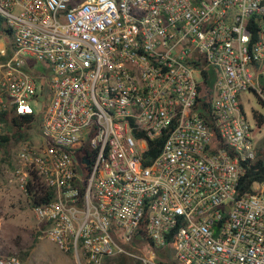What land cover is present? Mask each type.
Segmentation results:
<instances>
[{
    "label": "built area",
    "instance_id": "obj_1",
    "mask_svg": "<svg viewBox=\"0 0 264 264\" xmlns=\"http://www.w3.org/2000/svg\"><path fill=\"white\" fill-rule=\"evenodd\" d=\"M0 18V112L38 117L11 182L39 239L75 264H264V181L239 188L264 0H0ZM0 264L30 263L0 242Z\"/></svg>",
    "mask_w": 264,
    "mask_h": 264
},
{
    "label": "rangeland",
    "instance_id": "obj_2",
    "mask_svg": "<svg viewBox=\"0 0 264 264\" xmlns=\"http://www.w3.org/2000/svg\"><path fill=\"white\" fill-rule=\"evenodd\" d=\"M0 63H3L12 54L11 41L0 32ZM25 70L36 78L46 73L45 67L28 59ZM244 110L248 121L254 125L252 112L257 111L264 116V108L259 103L257 96L250 93H244ZM34 109H37L34 107ZM28 137L18 141L12 140L7 154L0 151V242L3 249L9 253H16L20 258L21 254L28 251V254L22 258L30 264H75L71 253H66L46 237L38 238L36 231V218L32 208L28 205L25 196L20 189L11 182L12 163L21 143L26 140L40 139L38 125L34 124L26 130ZM253 144L257 148L264 149V126L255 128L253 135ZM35 239V246L31 247ZM130 263L129 261L126 264Z\"/></svg>",
    "mask_w": 264,
    "mask_h": 264
},
{
    "label": "trees",
    "instance_id": "obj_3",
    "mask_svg": "<svg viewBox=\"0 0 264 264\" xmlns=\"http://www.w3.org/2000/svg\"><path fill=\"white\" fill-rule=\"evenodd\" d=\"M0 32L11 41V29L4 25L3 19L1 18ZM254 115L258 118V124L261 126V124L264 122L263 115L256 111L254 112ZM0 123H2L0 128V151H2L4 154H7L10 142L12 140L18 141L28 137L25 131L30 129L34 124H38V117L34 114L20 115L15 114L12 111H3L0 112ZM156 152L157 149L156 151H153L152 154H155ZM259 181H264V149L256 148V159L252 162L246 173L241 178L239 188L241 191L250 190L252 184ZM51 194V190L46 191V197L43 200L48 199ZM31 200L33 204L37 202L36 199ZM33 204L30 203L29 206L31 207ZM35 243L36 241L34 239L30 246H35ZM27 254L28 251H25L21 254V257L24 258ZM118 263H120V260Z\"/></svg>",
    "mask_w": 264,
    "mask_h": 264
}]
</instances>
